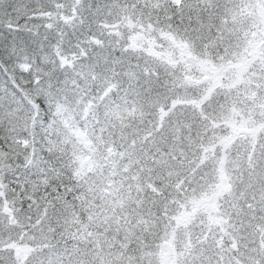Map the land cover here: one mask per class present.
I'll list each match as a JSON object with an SVG mask.
<instances>
[{
  "label": "snow or ice",
  "instance_id": "1",
  "mask_svg": "<svg viewBox=\"0 0 264 264\" xmlns=\"http://www.w3.org/2000/svg\"><path fill=\"white\" fill-rule=\"evenodd\" d=\"M0 264H264V0H0Z\"/></svg>",
  "mask_w": 264,
  "mask_h": 264
}]
</instances>
